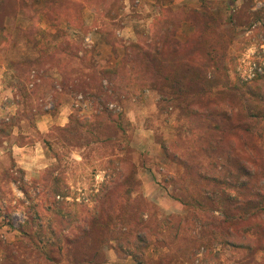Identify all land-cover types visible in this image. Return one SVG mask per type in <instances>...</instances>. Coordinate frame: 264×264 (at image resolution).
Returning <instances> with one entry per match:
<instances>
[{
    "label": "rangeland",
    "instance_id": "obj_1",
    "mask_svg": "<svg viewBox=\"0 0 264 264\" xmlns=\"http://www.w3.org/2000/svg\"><path fill=\"white\" fill-rule=\"evenodd\" d=\"M106 1L71 0L61 10L64 19L58 28L82 46L78 52L80 60L73 61L71 74L75 79L85 78L95 67L118 64L129 42L138 38L148 40L152 21L162 8L173 12L184 10L192 15L193 19L184 21L178 33V38L189 44L196 42L195 36L203 25V18L193 10L203 9L214 17L212 42L218 50L214 56L227 69L219 88L225 100H233L235 110L241 103L226 87L264 74V0H111L110 5ZM37 5L34 12L25 11L30 17L19 14L0 28V120L8 124L6 131L0 133V239L18 241V228L27 212L34 213L29 206L45 198L41 189L48 182L44 179L48 167L57 165L70 195H76L78 202L84 200L91 205L92 195L104 180L100 165L108 158L121 156L124 172L132 175L131 189L123 199H118L119 221L114 232L133 234L140 225L153 224L167 216L178 217L184 223L177 243L161 249L150 246L142 264H264L263 249L251 255L213 242L179 201L185 193L169 176L183 170L166 157L162 144L191 135L180 111L163 108L157 92L148 90L142 100L123 98L109 104V109L123 115L124 134L109 122L89 127L93 134L87 131L89 128L78 126L59 129L68 123L71 113L80 118L90 117L95 106L89 95L78 92L72 82L66 83L63 74L48 63L35 66L28 75L25 88L29 91L36 88V96L21 99L13 62L27 52L34 53L24 46L21 30L34 23L46 32L57 31V27L48 24ZM103 27L112 29L114 45L106 41V33L100 32ZM141 32L148 36H140ZM220 107L230 113L227 101ZM259 127V135L233 136V157L241 164L264 169V115ZM47 143L60 154L59 160L52 157ZM253 159L255 163H250ZM263 183V176L256 178L255 185ZM71 196L67 199L72 200ZM249 234L264 242L263 229H252ZM19 245L23 257L28 258L26 264H34L35 255L27 247V240L22 239ZM90 245L92 240H87L76 248L88 249ZM100 261L138 264L124 250L116 249L115 242L103 245Z\"/></svg>",
    "mask_w": 264,
    "mask_h": 264
},
{
    "label": "trees",
    "instance_id": "obj_2",
    "mask_svg": "<svg viewBox=\"0 0 264 264\" xmlns=\"http://www.w3.org/2000/svg\"><path fill=\"white\" fill-rule=\"evenodd\" d=\"M41 1L0 0V28L19 14L30 17L25 11L34 12L38 3H41L37 6L41 7L48 24L57 27L56 32H46L33 23L21 30L24 46L34 51L13 62L21 99L36 96V88L31 91L25 88L28 75L35 66L48 63L63 74L66 83L72 82L78 92L89 95L95 106L90 117L80 118L71 113L68 123L59 129L77 126L87 129L109 122L124 134L123 115L109 109V104L123 98L142 100L145 91L157 92L163 108L180 111L191 135L162 144L166 157L183 170L169 176L185 193L179 201L213 242L251 255L259 249L264 250L263 240L249 234L255 228L264 230V183L255 185L256 178H264V169L234 161L232 139L235 135L245 137L261 133L264 74L226 87L241 103L239 109L235 110L233 100L224 99L219 86L227 69L214 56L218 51L212 42L214 17L203 9L193 10L203 18V25L195 36L196 42L189 44L181 41L178 33L184 21L193 19L192 15L184 10L173 12L170 8H162L152 21L149 39L145 37L148 40L138 38L129 42L118 64L95 67L78 80L71 73L74 59L80 60L78 52L82 46L80 41L58 28L60 20L64 19L61 10L71 0ZM105 4L110 5L111 0ZM255 14L258 19V10ZM100 32L106 33V41L114 45L112 29L103 27ZM139 35L148 36L144 32ZM223 101L230 106V113L221 109ZM7 125L0 120V133L6 131ZM90 129L87 131L93 134ZM47 145L52 157L59 160L60 154L51 144ZM123 160L121 156H114L100 165L99 169L105 173L104 180L92 195L91 205L84 200L78 202L76 195H70L64 176L57 172V165L48 167L44 178L48 182L43 183L41 189L45 198L29 206L34 213L27 212L18 228L20 238L18 241L0 239V264H26L28 258L23 257L19 245L22 239L27 240V247L35 255L34 264H102V247L110 242H115L116 249L124 250L136 263L142 264L150 246L161 249L177 243L184 223L175 216L140 225L133 234L114 232L119 221L116 216L118 199H123L131 189L132 175L124 172ZM70 196L72 200L67 199ZM87 240H92L88 249L76 248Z\"/></svg>",
    "mask_w": 264,
    "mask_h": 264
}]
</instances>
